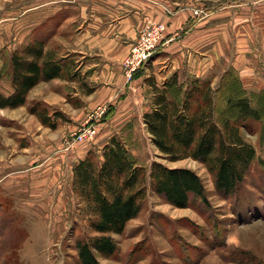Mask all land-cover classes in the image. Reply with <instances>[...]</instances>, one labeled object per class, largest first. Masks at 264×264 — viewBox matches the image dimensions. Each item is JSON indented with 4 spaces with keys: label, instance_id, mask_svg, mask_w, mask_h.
Instances as JSON below:
<instances>
[{
    "label": "rangeland",
    "instance_id": "374dc122",
    "mask_svg": "<svg viewBox=\"0 0 264 264\" xmlns=\"http://www.w3.org/2000/svg\"><path fill=\"white\" fill-rule=\"evenodd\" d=\"M50 1L0 0L2 94L7 95L12 90L10 56L14 50L24 47L34 38L45 40L47 49L57 50L59 56L66 52L63 48L71 47L72 44L67 43L69 36L61 35L60 13L43 19L31 36L22 39V43L15 39L17 20L26 15L28 26L30 14L35 12L30 9L38 7L42 17H45L48 8L45 6ZM199 11H202L200 16L203 15L204 11ZM69 31H72L71 25ZM66 60L72 73L77 72L75 70L79 65L84 71L91 64V60L81 59L76 54ZM145 68L148 70L145 71ZM158 68L151 67L148 62L140 71V78L143 79L140 82L143 88L141 100L132 103L124 121L107 123L105 130L122 134L128 141L132 156L146 171L155 161L168 167L193 170L203 183L206 201L191 196L187 207H174L156 195L147 180L140 214L128 222L121 235H113L118 251L110 259H99L100 263L264 264V94L260 92L264 89H246L248 93H257L252 104L262 114V120L253 123L251 131L242 130L246 141L254 147L257 158L238 191L223 197L216 190L212 175L202 164L191 159L167 162L159 157L152 144L142 117L150 110L152 96L147 80H154L162 88L163 83L173 75L163 81L165 76L157 72ZM229 69L235 70L230 66L223 74ZM219 74L215 72L216 77ZM80 75L83 76L82 73ZM222 75L216 81L200 79L210 80L212 88L216 89L221 85ZM190 77L195 76L177 74L179 82H188ZM68 80L71 83L64 86L63 92L67 105L52 106L35 98L38 90L47 91L46 82H41L36 91L29 92L24 106L0 109V264H78L75 241L92 235L88 218L81 211L82 205H79V199L73 192L72 169L87 148L99 151L101 141L97 135L71 147L65 145L64 140L77 133L95 110L88 112L81 108V99L74 93L82 90L83 86L76 78ZM52 89L57 90L58 86ZM234 91V88L230 90ZM229 95L217 97V108L222 117L234 118L235 110L223 101V97ZM37 101L48 106L50 115L59 111L65 119L57 120L55 129L43 126L35 115L28 112L29 106ZM114 110L109 106L108 115L103 116L98 125L105 122ZM81 112L84 114L80 115Z\"/></svg>",
    "mask_w": 264,
    "mask_h": 264
},
{
    "label": "trees",
    "instance_id": "16d2710c",
    "mask_svg": "<svg viewBox=\"0 0 264 264\" xmlns=\"http://www.w3.org/2000/svg\"><path fill=\"white\" fill-rule=\"evenodd\" d=\"M68 65L66 58L48 56L45 40L34 38L14 50L10 56L12 90L7 95L0 92V109L24 106L29 92L41 82L75 79L77 73ZM143 68L135 71L133 79ZM2 77L0 69V81ZM188 80L179 82L175 73L160 88L148 79L152 96L143 123L160 158L167 162L191 159L202 164L212 175L216 190L229 197L238 191L257 158L242 133L262 120L261 112L252 104L257 93L246 91L234 69L222 75L216 89L207 79ZM233 88L234 93L230 92ZM92 91L90 88L87 93ZM260 92L264 94V90ZM223 94L229 95L223 101L235 110L234 118L222 117L217 108V97ZM28 112L50 129L56 128L57 120L65 119L59 111L50 115L48 106L40 101L29 106ZM72 172L73 192L92 232L75 241L78 264H101L99 259L115 256L118 245L113 235H121L128 222L140 214L147 180L156 195L174 207H187L191 196L206 201L203 183L193 170L155 161L146 171L132 156L122 134H114L99 151L89 150Z\"/></svg>",
    "mask_w": 264,
    "mask_h": 264
},
{
    "label": "crops",
    "instance_id": "0c3cea01",
    "mask_svg": "<svg viewBox=\"0 0 264 264\" xmlns=\"http://www.w3.org/2000/svg\"><path fill=\"white\" fill-rule=\"evenodd\" d=\"M45 7H48L45 17L39 7L30 9L35 12L30 14L28 26L26 15L17 20L15 39L22 43L45 19L60 13L61 35L69 36L67 43L72 45L63 48L66 52L60 56L57 50L46 47L48 56L59 59L76 54L81 59L91 60L86 72L80 65L75 71L82 90L91 88L93 91L87 93L79 89L74 95L79 96L81 108L88 112L99 106L115 108L111 116L98 125L99 149L114 135L105 130L107 123L124 121L132 103L141 100L143 79L138 76L127 83L123 62L139 31L148 22L164 24L166 37L173 38L150 60L151 67L158 66L157 72L165 76L163 81L175 73L216 81L231 66L245 89H264V0H51ZM199 10L204 11L203 15H195ZM70 25L72 31L68 32ZM215 72L220 74L216 77ZM68 83L71 81L67 78L52 79L46 82L47 91L38 90L35 98L52 106L67 105L63 92ZM57 86V90L52 89ZM82 112L80 115L84 114ZM89 150L91 148L79 155L74 165Z\"/></svg>",
    "mask_w": 264,
    "mask_h": 264
},
{
    "label": "built area",
    "instance_id": "2783aa9c",
    "mask_svg": "<svg viewBox=\"0 0 264 264\" xmlns=\"http://www.w3.org/2000/svg\"><path fill=\"white\" fill-rule=\"evenodd\" d=\"M195 15H200L202 11H195ZM173 38L166 37V26L159 22H148L140 31L136 42L132 45L128 56L123 62L124 73L127 83L133 80L135 71L150 62L155 53L161 49L165 42L172 41ZM107 106L95 108L86 119L82 127L74 133L70 139H65L66 146L71 147L77 142L89 141L96 137L98 133V122L107 112Z\"/></svg>",
    "mask_w": 264,
    "mask_h": 264
}]
</instances>
